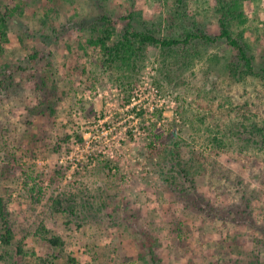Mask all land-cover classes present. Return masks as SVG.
<instances>
[{
    "label": "rangeland",
    "instance_id": "1",
    "mask_svg": "<svg viewBox=\"0 0 264 264\" xmlns=\"http://www.w3.org/2000/svg\"><path fill=\"white\" fill-rule=\"evenodd\" d=\"M239 2L233 33L258 73L235 81L222 39L197 56L150 46L134 72L91 45L103 18L114 40L129 25L180 38L186 10L217 37L216 0H0L18 8L0 61L17 74L7 91L0 75V198L28 253L10 264H264V0ZM176 143L187 188L166 181Z\"/></svg>",
    "mask_w": 264,
    "mask_h": 264
},
{
    "label": "trees",
    "instance_id": "2",
    "mask_svg": "<svg viewBox=\"0 0 264 264\" xmlns=\"http://www.w3.org/2000/svg\"><path fill=\"white\" fill-rule=\"evenodd\" d=\"M185 1V0H184ZM183 0H178L180 3ZM240 0H216V17L218 21L219 35L213 37L207 32L205 25L198 21L196 16H192L187 13L186 17L183 19L182 36L180 38H160L155 35L150 30L139 31L136 28H131L129 25L123 35H119L118 40H114L115 28L114 24L109 18H103L102 23H105V28L99 33V36L95 40H91V45L95 47H100L104 56L106 57L105 62L108 67L116 66L122 68L125 72H134L136 69L141 67L145 59V54L150 46L158 47L164 50V55H173L179 49L180 46L188 47L194 45V54L201 55V52L196 51L198 45L211 46L218 40L222 39L226 41V46L234 53L232 60L229 62V75L235 81H240L246 78V76H256L258 71L255 67V58L251 54V50L246 45L242 39L241 34H234L233 24L236 22L238 25L246 23L245 19L242 20V6H239ZM18 8L13 7V9H5L4 13H0V61L4 58L5 46L10 43L9 38V21L15 17L18 13ZM238 14L236 15V12ZM186 54V53H184ZM169 57V56H168ZM7 70L0 71V75L3 76L5 73V80L3 82L7 90H11L16 85L15 72L9 71V67L6 65ZM24 69V68H22ZM264 69V68H263ZM11 72V73H9ZM43 79V84L39 87L42 89L47 86L45 77ZM6 86V87H5ZM257 136L261 137L264 141V128H256ZM251 138L245 141V145H250ZM180 143H176V150H172L171 158V171L166 181L171 185L177 187H186L187 183H193L192 168L189 164H185V161L181 159L180 153L178 151ZM153 147V146H152ZM201 168L206 169L204 163H200ZM243 199V198H242ZM61 200L54 201V207L60 212L62 207ZM248 206V203L246 205ZM234 209V208H233ZM235 210V209H234ZM230 210V214L236 215L243 218L247 214V211L239 209L234 212ZM216 213L217 210H216ZM39 235H42L44 240H46L51 247L64 248L65 243L63 239L59 236L48 237L46 236L48 230L46 227H40L38 230ZM17 235L14 230V224L8 212V209L4 203V199L0 198V245L3 248L2 261L6 264H10V260L16 258V256L27 257L25 250V242L17 241ZM32 255H36L32 253ZM69 264H80L76 258L69 257ZM18 264V263H17Z\"/></svg>",
    "mask_w": 264,
    "mask_h": 264
}]
</instances>
